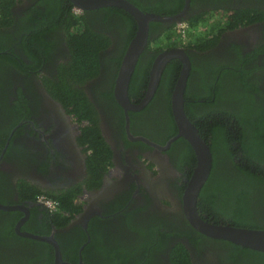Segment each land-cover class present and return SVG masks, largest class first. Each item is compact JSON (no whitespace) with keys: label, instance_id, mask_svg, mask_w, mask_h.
Returning <instances> with one entry per match:
<instances>
[{"label":"flooded vegetation","instance_id":"obj_1","mask_svg":"<svg viewBox=\"0 0 264 264\" xmlns=\"http://www.w3.org/2000/svg\"><path fill=\"white\" fill-rule=\"evenodd\" d=\"M127 1L144 13L179 17L149 21L137 61L142 66L153 58L152 66L163 50L185 51L190 68L184 112L199 134L225 112L235 123L230 113L242 112L245 101L232 96L252 93L264 109V20L225 27L226 9L264 8V0ZM9 8L10 20H0V204L13 209L0 208V264H54L55 247L47 239L66 264H172L179 243L191 264H264V251L236 250L200 233L185 217L182 195L196 161L185 154V138L170 141L178 131L171 109L178 76L171 113L169 89L160 84L165 68L146 103L149 75L138 93L127 89L128 103L140 107L125 109L118 101L116 78L137 29L135 18L116 6L83 9L71 0H13ZM153 8L159 11L146 10ZM203 15L212 28L203 33V49L171 40L160 42L157 52V43L147 48L149 39L173 35L180 22L192 31L190 24ZM77 20L81 25L72 24ZM88 29L101 48L98 73L71 80L68 34ZM232 130L236 139L249 132ZM238 142L232 149L238 151ZM226 167L221 159L216 175ZM55 196L70 199L73 207L66 209ZM248 203L250 224L264 229V193L252 192ZM197 210L208 222L229 223Z\"/></svg>","mask_w":264,"mask_h":264},{"label":"trees","instance_id":"obj_2","mask_svg":"<svg viewBox=\"0 0 264 264\" xmlns=\"http://www.w3.org/2000/svg\"><path fill=\"white\" fill-rule=\"evenodd\" d=\"M12 2L13 0H0V20H4L5 22L10 20L11 11L9 6ZM134 2L138 5L137 1ZM146 10L159 11L154 8L152 10ZM226 11L229 13L228 17L225 19L226 28L236 26L238 21H241L242 23H251L255 20H264V8H237L233 10L226 9ZM252 13L255 17L250 19L249 16H251ZM208 20L209 16L206 17L203 15L195 20L193 24H190L192 31H189L190 34L186 31L187 38L182 39L179 35H172L171 32L165 34L163 37H155L153 40L149 39V42L152 44L147 48H154L152 45L157 43L155 46L156 48H154L157 52L162 48L161 45H158L160 42L163 40H171V43H182L190 46L194 44L195 47L199 46V48L203 49V39L207 36V31L209 32V35L212 32L209 31L212 30V28L210 27L211 24ZM75 22L80 25L82 23L81 20H77L72 22V24H75ZM89 32H91L90 29L82 34H79L78 32L68 34L70 42H72V45H69L72 56L70 70L71 76H69L71 80L83 81L87 77L98 73V52L101 48L92 44L94 43L93 37L95 33L91 32V35L86 36ZM203 33H205V36ZM172 39H175L176 41H173ZM152 60L153 58L141 66V59L139 57L129 84V90L131 93H138L139 89L146 87ZM180 68L181 62L179 60H171L166 65L160 81L161 86H165L169 89L167 94L169 113H171L170 91L173 88ZM69 87L70 86L67 85L68 89ZM245 88L248 91L251 90L250 92L257 91V88L252 86H245ZM248 94L251 97L250 99L247 97ZM248 94L245 95V92H243L240 96L236 95L231 97L234 100L243 97V100L245 101L243 107L244 110L242 112L239 114L230 113L232 116L231 118L235 119L234 124H231V119L225 118L229 115V113L225 112L223 113L225 117L222 118L220 122L217 120L212 121L213 124H211L208 133L207 131L206 134L202 131L200 133L205 138V141L209 143L213 153V168L211 169L207 181L201 188L197 205L199 210L207 214L209 217H212L214 222L223 220L229 222V225L236 227L258 228L256 225L250 224L247 218V212L249 209L248 196L252 192L254 195L256 193L257 195L258 193H264V109H261L260 104L254 103L252 93ZM263 97L264 94L260 95L261 102ZM247 98L248 100H246ZM79 103L82 104V101L79 100ZM209 107L214 108L212 105ZM210 113H212V109H207V121H210ZM191 119L193 120L192 117ZM231 126L232 128L240 126L243 132H245V130H248L249 132L242 136H238L236 139ZM236 140L239 141V146L236 148L238 151L232 149L233 142ZM234 152L240 155L237 156V158L240 157L238 161L235 160ZM185 154L192 161V164H195V155L189 144L185 147ZM101 155H103V152H101ZM221 159L227 162V167L225 168L224 174L217 176V165ZM103 161H105V158ZM55 199L60 200L66 205V209L73 207L70 199L65 201L58 196H55ZM195 238L196 237H193L191 239ZM221 241L233 246L236 250H250L227 240L221 239ZM171 260L172 264H191L189 252L181 243L177 244L171 252ZM43 264H52V261L50 260Z\"/></svg>","mask_w":264,"mask_h":264},{"label":"water","instance_id":"obj_3","mask_svg":"<svg viewBox=\"0 0 264 264\" xmlns=\"http://www.w3.org/2000/svg\"><path fill=\"white\" fill-rule=\"evenodd\" d=\"M80 8H96L102 6H116L130 13L136 21L137 29L131 39L126 52L122 58L118 76L116 78L115 95L125 109L138 108L140 105L128 103L127 89L131 75L134 70L139 53L147 43L149 21L178 22V16H161L154 13H144L127 0H71ZM186 2L188 0H185ZM181 61V69L171 94V109L177 123V134L170 141L177 137H183L190 144L195 155L196 164L191 176L185 186L182 202L185 217L189 223L200 233L223 239L258 251H264V229L236 227L225 223H212L202 219L197 210V200L202 186L207 180L212 164V155L208 143L201 137L197 128L191 123L184 112V91L189 74V60L185 51L181 48H170L161 51L154 59L149 72V82L146 95L141 104L146 103L153 95L161 77V73L168 61L171 59ZM2 209H13L11 206L0 204ZM33 237V236H32ZM54 244V264H66L60 256L58 247L53 239H47Z\"/></svg>","mask_w":264,"mask_h":264},{"label":"built area","instance_id":"obj_4","mask_svg":"<svg viewBox=\"0 0 264 264\" xmlns=\"http://www.w3.org/2000/svg\"><path fill=\"white\" fill-rule=\"evenodd\" d=\"M182 22H180V24H177V26H176V28H175V32H174V34L175 35H179L182 39L183 38H186V25L185 24H183Z\"/></svg>","mask_w":264,"mask_h":264}]
</instances>
